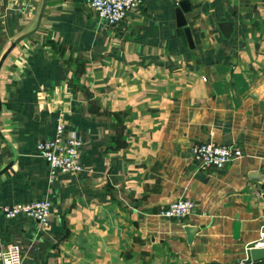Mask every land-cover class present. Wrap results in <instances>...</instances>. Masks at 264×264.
<instances>
[{"label":"crops","instance_id":"1","mask_svg":"<svg viewBox=\"0 0 264 264\" xmlns=\"http://www.w3.org/2000/svg\"><path fill=\"white\" fill-rule=\"evenodd\" d=\"M144 0L118 26L90 0H0V206L48 199L49 227L0 221L23 264H239L264 223V0ZM81 173L38 151L56 126ZM243 156L201 170L199 143ZM187 198L184 220L161 213ZM187 227L195 230L190 242ZM1 264V263H0ZM264 264V262L260 263Z\"/></svg>","mask_w":264,"mask_h":264},{"label":"built area","instance_id":"2","mask_svg":"<svg viewBox=\"0 0 264 264\" xmlns=\"http://www.w3.org/2000/svg\"><path fill=\"white\" fill-rule=\"evenodd\" d=\"M90 5L99 19L114 28L124 21L131 12L142 7L144 0H90ZM66 132L65 125L59 122L56 126L55 137L39 142L37 151L46 160L53 173L78 174L83 169L80 162L82 141L75 135H67ZM191 156L201 170H222L231 162L241 158L243 152L233 145H218L208 142L194 145L191 149ZM195 208L194 201L182 198L171 203L162 211L161 216L167 219L184 220L194 212ZM19 216H26L37 221L42 227H49L52 203L48 199H39L0 206V221L3 217L12 220ZM254 248H264V223L257 239L246 246L245 260L239 264H255L250 257V251ZM0 263L23 264L20 247L17 245L5 247L0 238Z\"/></svg>","mask_w":264,"mask_h":264},{"label":"water","instance_id":"3","mask_svg":"<svg viewBox=\"0 0 264 264\" xmlns=\"http://www.w3.org/2000/svg\"><path fill=\"white\" fill-rule=\"evenodd\" d=\"M46 1L45 0V4H44V7H43V10H42V14L40 16V20L43 16V13H44V10H45V7H46ZM189 10V2L187 0L185 1H182L177 10H176V19H177V25L180 27V28H184V32H185V35L187 37V40H188V43H189V46L190 48H194V43H193V39H192V34H191V30L190 28L187 26V21H186V17H185V14L188 12ZM24 39V37L18 39L13 45L12 47L10 48V50L5 54V56L3 57L1 63H0V67L2 66L3 62L5 61L6 57L8 56V54L10 53V51L17 45L19 44L22 40ZM0 110H1V100H0ZM11 166H9L6 170L0 172V177L10 168ZM186 232L188 234V239L189 241L191 242L192 239H193V235L195 234V230L194 228L192 227H187L186 228ZM250 257H251V260L255 263H258V262H264V248L262 249H252L250 251Z\"/></svg>","mask_w":264,"mask_h":264},{"label":"trees","instance_id":"4","mask_svg":"<svg viewBox=\"0 0 264 264\" xmlns=\"http://www.w3.org/2000/svg\"><path fill=\"white\" fill-rule=\"evenodd\" d=\"M255 264H257V263H255ZM259 264V263H258Z\"/></svg>","mask_w":264,"mask_h":264}]
</instances>
